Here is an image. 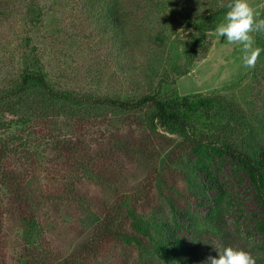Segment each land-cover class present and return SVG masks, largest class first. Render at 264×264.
I'll use <instances>...</instances> for the list:
<instances>
[{
	"label": "trees",
	"instance_id": "trees-1",
	"mask_svg": "<svg viewBox=\"0 0 264 264\" xmlns=\"http://www.w3.org/2000/svg\"><path fill=\"white\" fill-rule=\"evenodd\" d=\"M219 3L80 0V19L94 23L90 33L98 29L101 42L110 44L107 50L115 59L109 60L123 78L125 88L122 85L111 95L54 85L32 38H21L19 74L0 90V114L7 118V110L20 108L29 119L26 122L34 120L29 136H43L54 147V155L43 162L44 167L32 157L18 167L10 164V151L0 142V248L5 251L9 235L21 230L16 264H89L95 249L116 244L133 248L140 264H149L153 258L165 264H207L209 251L203 238L228 233L231 207L230 195L213 169L216 160H232L264 206V99L261 108L251 101L247 109L229 96H180L171 89L212 48L209 38L227 11ZM23 6L26 32L35 31L46 14L42 0H0V27ZM168 8L181 13L192 30L178 45L167 41L163 27H156L160 11ZM258 44L263 45L261 39ZM143 63H149L151 74L145 73ZM59 118L72 122L74 141L55 140L60 136L55 127ZM77 168L87 170L91 182L98 179L97 192L92 189L96 185L81 177L62 180ZM137 168L144 173L137 186L123 193L115 187L116 197L102 200L114 184L109 176ZM178 169L184 172L188 188L183 200L175 197L176 188L166 182V176ZM42 172L54 175L42 182ZM155 187L159 197L152 196ZM4 190L7 199L2 196ZM61 190L82 209L88 203L93 212L91 220L74 219L65 225L68 233L81 238L69 255L53 245L45 217ZM212 192L214 197H209ZM194 203L210 205L204 216L191 215L189 206ZM183 221H189L187 227ZM186 228H191L189 242L178 235ZM257 229L264 235V213ZM257 264H264L263 259Z\"/></svg>",
	"mask_w": 264,
	"mask_h": 264
},
{
	"label": "rangeland",
	"instance_id": "rangeland-1",
	"mask_svg": "<svg viewBox=\"0 0 264 264\" xmlns=\"http://www.w3.org/2000/svg\"><path fill=\"white\" fill-rule=\"evenodd\" d=\"M42 2L46 7V14L35 31L29 34L26 32L27 28L21 19V13L23 10L25 11L24 6L18 7L17 15L4 22L0 27V90L6 88L19 74L21 38L27 35L32 38V44L40 50L48 72V80L59 88L94 93V95H111L114 93L112 90L123 89L125 85L122 82V75L119 74L113 61L109 60L112 58L107 50L110 44L101 42L97 28L96 31L93 29L94 31L90 33V24L92 23L89 24L88 21L79 17L80 0H42ZM249 2L260 14V18H264V0H249ZM172 9H176V7H172ZM180 16L181 13L168 8L160 11L155 19L156 27L164 28L163 31L170 44L178 45L180 40L187 39L192 33L187 21ZM92 25L96 27L94 23ZM254 35L256 46L264 49V33H255ZM209 39L213 46L208 55L204 59L198 60L188 74L177 78L175 86L173 85L171 89L180 96L199 93L229 96L246 108L251 101H254L257 107L261 108L262 99H264V56L259 57L255 68L248 69L243 66V53L240 45L228 44L226 37L217 36L215 31ZM260 39L263 45L258 44ZM171 57L174 58L173 61L178 60L175 54H172ZM143 67L146 74H151L149 63H143ZM122 85L123 87H121ZM125 92L127 91L125 90ZM22 114L23 111L20 108L14 111L7 110V118L0 114V142L7 148V151H10L9 162L11 165L20 167L21 163L24 164L32 157L31 160L39 164L42 163L41 165L44 167V161L53 159L54 147L43 136H29L34 120L26 122L29 119ZM117 118L121 120L120 116ZM253 123L255 127L259 126L256 122ZM71 125L72 122L65 118H59L55 127L59 129L60 136L55 140L63 142L72 139L74 141L77 137L74 135ZM259 132L261 135L259 137L263 138V132L260 130ZM169 137L179 141L177 137ZM51 141L54 145L55 142ZM212 165L220 183L224 186L223 190L230 195L231 207L227 215L228 227L226 231L228 233L204 236L203 241L209 251L207 255L219 258L215 247L222 251L225 247L231 246L251 252L257 262L258 259L264 261V235L257 229V222L264 213V206L259 201L257 193L252 189L245 174L236 169L232 160L225 162L216 160ZM53 175L50 174L51 177ZM50 176L46 172H42L40 179L45 182V178ZM74 177H81L91 182L88 171L82 168H77L74 172L70 171L62 180L70 181ZM109 177H112V184H114L107 195L102 196V200L107 199V201L116 197L115 187L120 193L129 191L139 184L144 173L142 169L137 168V170L122 174L115 172ZM97 181L98 179L91 182L93 186L96 185L92 188L96 192L98 191L96 189ZM166 182L176 188L175 191L178 195L175 193L174 195L178 200L185 199L184 195L188 188L184 181V172L181 169L174 170L173 173L170 172L166 176ZM60 192L62 190L56 193L55 201L57 202L46 208L48 215L45 217L49 218L48 225L53 245L60 248L63 254L69 255L73 247L78 244V239L81 238L68 233L65 230V225L74 219L85 220L89 217L91 220L93 212L88 203L82 209L70 201L71 197L67 195L68 193ZM164 193H169V191L164 189ZM214 193L209 194V197H214ZM2 196L4 199L9 197L6 190L2 191ZM152 196L159 197L156 187L152 189ZM202 205L197 203L190 205L191 215L204 216L206 206L210 205ZM184 223L187 227L189 221H183L182 225ZM190 229H183L178 232V235L189 242L192 239ZM21 235L22 231L19 229L9 235L7 249L3 251L0 248V264H16L18 262L22 243V240L20 242ZM92 255L89 264H116V261H122L123 264H140L138 254L133 248L118 244L95 249V253ZM149 264H165V262L153 258Z\"/></svg>",
	"mask_w": 264,
	"mask_h": 264
},
{
	"label": "clouds",
	"instance_id": "clouds-1",
	"mask_svg": "<svg viewBox=\"0 0 264 264\" xmlns=\"http://www.w3.org/2000/svg\"><path fill=\"white\" fill-rule=\"evenodd\" d=\"M220 8L227 9L224 22L215 32L219 37H226L228 44L241 46L243 66L253 69L264 49L256 46L255 33H264V18L252 7L249 0H220ZM219 258L209 256L207 264H257L256 258L249 251L231 246L225 247Z\"/></svg>",
	"mask_w": 264,
	"mask_h": 264
}]
</instances>
